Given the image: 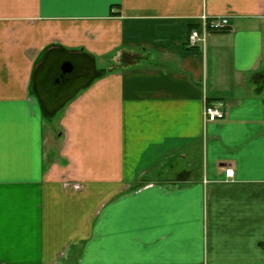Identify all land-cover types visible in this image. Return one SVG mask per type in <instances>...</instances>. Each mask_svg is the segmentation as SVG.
Listing matches in <instances>:
<instances>
[{"label": "crops", "instance_id": "1", "mask_svg": "<svg viewBox=\"0 0 264 264\" xmlns=\"http://www.w3.org/2000/svg\"><path fill=\"white\" fill-rule=\"evenodd\" d=\"M0 264H264V0H0Z\"/></svg>", "mask_w": 264, "mask_h": 264}, {"label": "built area", "instance_id": "2", "mask_svg": "<svg viewBox=\"0 0 264 264\" xmlns=\"http://www.w3.org/2000/svg\"><path fill=\"white\" fill-rule=\"evenodd\" d=\"M201 28L193 29L188 35L187 45L189 48H195L199 43L205 41L207 34L210 32H219L226 30L229 26L227 18H210L205 15L200 17ZM203 118L205 122L213 123L224 118V114L217 108V106L211 104H205L203 109ZM234 171L227 169L225 171L226 178H233Z\"/></svg>", "mask_w": 264, "mask_h": 264}, {"label": "rangeland", "instance_id": "3", "mask_svg": "<svg viewBox=\"0 0 264 264\" xmlns=\"http://www.w3.org/2000/svg\"><path fill=\"white\" fill-rule=\"evenodd\" d=\"M53 119H54V118H53ZM53 119H52V123H54L55 125H54L53 128L50 130V137H53L54 130H55L54 127L56 126V120H55V119L53 120Z\"/></svg>", "mask_w": 264, "mask_h": 264}, {"label": "water", "instance_id": "4", "mask_svg": "<svg viewBox=\"0 0 264 264\" xmlns=\"http://www.w3.org/2000/svg\"><path fill=\"white\" fill-rule=\"evenodd\" d=\"M67 68L69 69V65L67 66ZM65 72H66V71H65ZM65 72H64V73H65Z\"/></svg>", "mask_w": 264, "mask_h": 264}]
</instances>
